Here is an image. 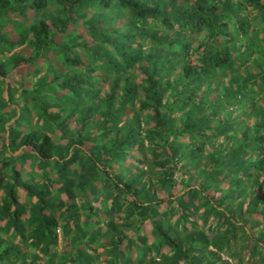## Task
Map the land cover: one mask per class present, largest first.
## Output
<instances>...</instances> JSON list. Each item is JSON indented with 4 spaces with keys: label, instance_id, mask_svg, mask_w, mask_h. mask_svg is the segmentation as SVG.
<instances>
[{
    "label": "trees",
    "instance_id": "obj_1",
    "mask_svg": "<svg viewBox=\"0 0 264 264\" xmlns=\"http://www.w3.org/2000/svg\"><path fill=\"white\" fill-rule=\"evenodd\" d=\"M257 229L264 0H0V264H231Z\"/></svg>",
    "mask_w": 264,
    "mask_h": 264
},
{
    "label": "rangeland",
    "instance_id": "obj_2",
    "mask_svg": "<svg viewBox=\"0 0 264 264\" xmlns=\"http://www.w3.org/2000/svg\"><path fill=\"white\" fill-rule=\"evenodd\" d=\"M3 96L6 97V91L3 92ZM95 204H97V202ZM212 221L213 219L212 217H210L209 224L213 223ZM211 227H215V224H213ZM57 231H58V237H59L60 231L59 230ZM255 232L258 234L260 238L263 237L264 235V231H260V229H257ZM58 242H60V237H59ZM235 243L236 245L233 244L230 250L225 249L223 251H220V255L222 258L229 260L231 264H250V262L251 264H262L261 261H264V244L263 246L261 245L259 248H256L255 250H251L250 249L251 242H249L248 243L249 245H247V247H245L242 250V249H239V243H244L243 239L236 240ZM209 248L212 249V246H209Z\"/></svg>",
    "mask_w": 264,
    "mask_h": 264
}]
</instances>
